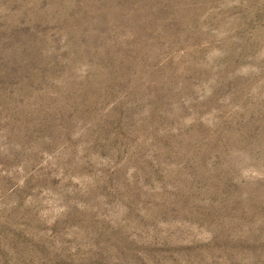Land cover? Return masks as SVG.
I'll return each mask as SVG.
<instances>
[{"label":"rangeland","instance_id":"1","mask_svg":"<svg viewBox=\"0 0 264 264\" xmlns=\"http://www.w3.org/2000/svg\"><path fill=\"white\" fill-rule=\"evenodd\" d=\"M0 264H264V0H0Z\"/></svg>","mask_w":264,"mask_h":264}]
</instances>
